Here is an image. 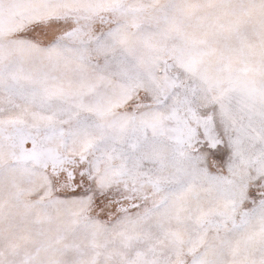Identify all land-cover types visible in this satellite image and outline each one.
I'll return each mask as SVG.
<instances>
[{"label": "snow or ice", "instance_id": "obj_1", "mask_svg": "<svg viewBox=\"0 0 264 264\" xmlns=\"http://www.w3.org/2000/svg\"><path fill=\"white\" fill-rule=\"evenodd\" d=\"M0 264H264V0H0Z\"/></svg>", "mask_w": 264, "mask_h": 264}]
</instances>
